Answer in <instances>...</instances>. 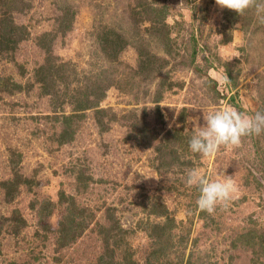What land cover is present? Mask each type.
<instances>
[{
  "label": "rangeland",
  "instance_id": "1",
  "mask_svg": "<svg viewBox=\"0 0 264 264\" xmlns=\"http://www.w3.org/2000/svg\"><path fill=\"white\" fill-rule=\"evenodd\" d=\"M142 1L165 8L172 25L168 35L149 29L143 16L138 22ZM10 4L9 12L0 7V20L12 19L19 27L9 35L2 20L0 34L22 37L0 52V181L18 175L20 183L11 200L0 186V264H99L102 259L124 264V249L138 264H151L156 257L149 253L160 245L149 237L146 222L163 219L149 213L156 201L178 221L168 240L171 261L264 264V134L201 158L183 151L168 132L183 126L192 136L204 124L203 113L220 108L249 115L264 110V25L255 10L232 24L216 0ZM68 8L75 18L66 31L69 20L62 14ZM109 28L126 39L113 60L102 50L101 35ZM46 32L51 34L41 38ZM140 51L153 61L142 71ZM42 64L52 65L47 91L36 79ZM8 77L25 90H3ZM103 85L109 86L100 101L108 129L102 130L96 110L88 109L73 120L74 140L60 144L58 117L73 112L74 90L79 87L96 101ZM173 150L181 153L178 162ZM193 167L211 179L234 181L237 191L226 207L213 214L198 210L199 191L185 183L186 170ZM60 191L75 196L87 219V227L66 246L60 245L58 230L68 202L50 215L40 213L43 201H59ZM21 217L25 223H17ZM115 222L130 231L106 240L103 226Z\"/></svg>",
  "mask_w": 264,
  "mask_h": 264
},
{
  "label": "trees",
  "instance_id": "2",
  "mask_svg": "<svg viewBox=\"0 0 264 264\" xmlns=\"http://www.w3.org/2000/svg\"><path fill=\"white\" fill-rule=\"evenodd\" d=\"M10 2L11 0H0L1 10H4L5 12H9L11 9L10 7L12 6ZM140 4L143 5V11L142 13L139 12V14L141 13V16L140 18L138 17L139 18L138 22L144 21L141 19L143 16L144 19L146 20L145 22L149 20L148 21L150 23L148 24L149 29L152 28L154 31H160L168 35L170 33V29L172 25L166 20L167 14L165 13V11H163V9L165 10V8H157L151 5V3L143 2V1ZM249 10L251 11V9ZM224 11H225L226 19L232 24H234L235 21H238L239 17H241L245 13L244 12L242 15H239L235 11H232L226 8L224 9ZM62 18H64L65 20H69L68 24L66 25L65 30L70 29L72 27L71 24H73V19L75 18V11L71 13L69 8L66 9L65 11H63ZM2 20H5V22L7 23V26L9 29L6 28L5 31L6 32L9 31V35L16 32V29H18L19 26L15 25L12 19L6 18V19H1L0 21ZM156 23L159 24L158 27H155ZM21 29H23V27ZM230 30L227 32H230ZM50 34L51 33L46 32L41 36V38H45L46 35H50ZM17 37L18 38H14V39L9 37V39H7L8 37H6L4 34L2 35L0 34V52L13 48L16 42L22 36L21 37L17 36ZM101 39L103 40L102 43H104L102 45V50L104 51L105 55L112 60L120 51H122L121 43L125 42L126 40L124 39V36L120 34V32L114 30L113 28H109L105 30V33H102L101 35ZM228 41H230V37L224 39L225 43H227ZM9 42L12 43L13 45H9L10 44ZM108 47L110 49H113L114 52L109 53L108 51H106ZM124 47L125 45L122 46V48ZM168 49L171 50L170 44H168ZM195 52H196V49L194 48V53ZM144 55L145 53H143L142 51L139 52V57H140L139 67L141 71L144 68L147 69L149 67V64L153 62V61H150V59L148 60L144 59L143 58ZM49 65L50 66H47L46 64H42L36 70V79L38 82H40L41 87L45 89V91H47L48 88H50V86L52 85L53 71L51 68L52 65L51 64ZM229 76H230L231 82H233V85H236L235 77L231 74H229ZM2 81L4 83V86L2 88L5 91L10 92L13 90L15 92V91H20V90L21 91L25 90V86L23 84H21L18 81H10L9 77ZM108 87L109 86L107 85L98 87V88H101V91L99 94H96L97 96L96 101H94L93 99H90L89 96H87V94H85L82 91V89H79V87L74 90L73 94L74 93L76 94L77 92L76 94L77 96L75 97L73 101V104H74L73 112L70 114H62L60 115V117H58L59 121L62 123V126H63L62 131L59 134L60 144L67 143L71 140H74L75 131L72 129L74 127L72 124L73 120L77 117L78 118L83 117L85 114V111H87L88 109H95L96 110L95 112L97 113V115H99L97 122L100 124L101 129L104 131L108 129L107 125L103 121V116H104L103 114L107 112V109L104 107H100V101L101 99L105 98L106 90L108 89ZM160 99H161V95L157 97L156 101H159ZM231 101H233L235 104V95L231 96ZM236 104L238 105V103ZM168 132L172 133L175 136V141L178 144H180L183 151L187 150L188 152H190L188 141L191 138V135L184 133L183 126L177 127L175 129H169ZM173 151H174L173 153L177 154L174 157V159L176 160L175 162H178L180 160L181 153H178L177 150H173ZM27 181L28 180L25 179V182ZM19 183H20V179L18 175H16V177L14 176V178L0 181V186L5 189L6 196L9 200H11L14 196L18 194ZM257 183L259 185L262 184L259 181H257ZM59 195L60 197H59L58 202H55L52 199H47L43 201L44 203H43V207L41 208L40 213L45 216L50 215L53 209L55 208V206H57V204L68 202L67 204L69 208L68 212L64 216L63 221L60 223L59 230H58V233H59L58 241L60 245L66 246L69 242L76 239L78 235L82 233L84 228L87 227V219H86V216L84 215V208L82 207L80 208V206L76 202L74 195L68 196L66 195V192H63V191H60ZM14 213L19 215V212L17 211H15ZM149 213L156 217H160V218L163 217V219H160V220L146 222V225H147L146 228H147L149 237L153 238L154 244H156L157 246L158 244L160 245V247L159 246L155 247L154 249H152L151 253H149L150 257L151 256L156 257L154 258L155 261L151 262V264H183V259H181L180 261L178 259L176 261H171L169 257L170 251L168 249H170V244L168 240L172 239L171 236H173V230L178 225V221L176 220V217L170 214V211L167 205H165L164 203H158L157 201L151 204ZM20 222L25 223L26 220L23 217H21L17 219V223H20ZM103 231L105 232V235L107 234L106 240H109L111 236H116L120 231L129 232L130 229H125L121 227V225L118 222H115L112 226L110 225L109 227L103 226ZM120 238L121 237L114 239L115 244L118 246L120 245L119 244ZM106 240L105 242H107ZM186 245H187V242L185 243V246ZM123 252H124L123 253L124 264H138L136 260L133 258V252H128V250H125V249L123 250ZM148 259H149L148 261H150V258ZM161 259L162 261L160 262ZM99 264H113V261L112 260L105 261L102 259V262Z\"/></svg>",
  "mask_w": 264,
  "mask_h": 264
},
{
  "label": "clouds",
  "instance_id": "3",
  "mask_svg": "<svg viewBox=\"0 0 264 264\" xmlns=\"http://www.w3.org/2000/svg\"><path fill=\"white\" fill-rule=\"evenodd\" d=\"M216 4L239 15L254 9L259 23L264 25V0H216ZM203 120L204 124L188 141L189 150L201 158L215 156L221 147L239 146L243 137L264 134V110L249 115L234 108H220L203 113ZM185 176L186 185L199 191L198 210L208 214H213L218 207H226L237 191L231 178L211 179L197 167L187 169Z\"/></svg>",
  "mask_w": 264,
  "mask_h": 264
}]
</instances>
